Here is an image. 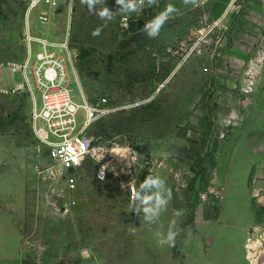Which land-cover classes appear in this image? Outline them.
I'll list each match as a JSON object with an SVG mask.
<instances>
[{
	"label": "rangeland",
	"instance_id": "1",
	"mask_svg": "<svg viewBox=\"0 0 264 264\" xmlns=\"http://www.w3.org/2000/svg\"><path fill=\"white\" fill-rule=\"evenodd\" d=\"M169 3L182 14L151 39L144 27L134 32L122 26L125 17L142 19L147 6L103 27L105 21L80 0L33 9L25 0H0V64L23 60L28 36L36 39L35 50L41 49L37 39L47 40L68 60L77 102L96 104L105 96L118 108L85 129L103 147V158L87 159L70 191L47 146L34 135V100L0 91V264H264V178L250 181L252 197L245 198L236 187L245 186L239 164L232 170L237 182L228 181L224 159L217 169L224 174L220 183L212 148L200 147L213 126V95L234 92L242 100L247 94V81L239 87L248 79L245 45L255 46L252 62L264 45V37L254 35L264 22V0H198L195 8L182 7V0H159L155 15ZM105 6L113 12L119 7L116 0H105ZM48 11L50 18L43 20ZM97 27L102 31L93 36ZM232 46L233 54L227 52ZM261 78L264 63L248 93ZM238 137L242 133L233 140ZM117 154L126 157L123 165L114 159ZM102 163L108 165L105 180L97 177ZM149 174L164 178L172 192L155 224L131 211L125 186L133 182L138 188ZM172 220L179 233L175 246L160 247L155 233L166 234Z\"/></svg>",
	"mask_w": 264,
	"mask_h": 264
},
{
	"label": "built area",
	"instance_id": "2",
	"mask_svg": "<svg viewBox=\"0 0 264 264\" xmlns=\"http://www.w3.org/2000/svg\"><path fill=\"white\" fill-rule=\"evenodd\" d=\"M25 1L33 9L40 5L54 8L60 0ZM49 12L51 11L42 15L43 20L50 18ZM130 22L131 18H123L122 26L125 30L130 29ZM26 41L28 51L23 60L0 64V91L26 94L34 100L35 108L32 113L34 135L47 146L50 160L56 168L62 171L68 189L74 191L77 187L76 174L86 160L89 158L102 160L104 153L103 147L96 145L94 137L85 129L98 119L115 112L118 108L112 106L105 96H101L96 104L77 102L70 87L68 60L52 50L56 45L47 40L37 39L41 49L35 50L33 41L36 39L28 36ZM68 59L71 61L69 53ZM263 63L264 45L256 50V56L252 62L249 59L243 64L249 83L243 88L244 93H248L252 89L253 76ZM17 74L20 76L18 79L15 77ZM36 94L39 95L40 104L37 102ZM82 112L84 118L80 121L79 117ZM114 159L118 164L123 165L126 157L117 154ZM107 170L108 165L102 163L97 171V177L100 180H105ZM125 186L130 194L131 189L136 187L133 182H127ZM200 199L205 203L208 194H201ZM25 264L36 263L27 262Z\"/></svg>",
	"mask_w": 264,
	"mask_h": 264
},
{
	"label": "crops",
	"instance_id": "3",
	"mask_svg": "<svg viewBox=\"0 0 264 264\" xmlns=\"http://www.w3.org/2000/svg\"><path fill=\"white\" fill-rule=\"evenodd\" d=\"M250 10L253 11L252 8ZM260 13H262V20H264V8H260ZM247 17L245 22L248 25H245V27L252 34L251 29L253 27L250 24L252 23V19L251 17ZM254 35L256 37H264V22ZM245 46L246 48L248 47V50L244 62L249 60L253 52H255V46L252 47V44ZM232 49L233 46L231 49H227V52L233 54ZM246 81L243 79L242 82H239V87L242 88V85H245ZM261 85L264 86V78H261L256 91L245 94L242 100H239L234 92H219L214 94L211 99L216 103V109L212 118L213 126L211 129H207L208 132L205 135L201 136V138H204V142L200 147L207 150L210 147L212 148L210 158L215 166V177H217L218 182L220 181L221 183L224 176L223 174L221 177V174L217 172L218 166L223 163L224 159L225 165H229V170L226 174L228 181L232 179V181L237 182L238 180V176L233 175L232 171L235 169V164H239L237 170L244 171L245 186H235L243 194L246 193L245 198L252 197V190L249 188L250 181L253 179V181L257 182L259 178H264V91L263 89H261V92L258 91ZM238 133H242L243 137L233 140V136ZM210 136L212 141H209ZM206 156L207 153L203 154V158L208 159L209 156ZM222 212L223 209L219 215V221L222 217ZM252 213L253 211L251 215Z\"/></svg>",
	"mask_w": 264,
	"mask_h": 264
},
{
	"label": "clouds",
	"instance_id": "4",
	"mask_svg": "<svg viewBox=\"0 0 264 264\" xmlns=\"http://www.w3.org/2000/svg\"><path fill=\"white\" fill-rule=\"evenodd\" d=\"M82 5H86L90 13H95L101 20L105 21L103 27H107V22L113 20L117 15H125L132 12H140L145 6L153 7L159 5V0H116L119 6L117 11L113 12L105 6V0H80ZM191 5L193 8L198 6V0H182V7L187 8ZM97 6H100L97 9ZM182 14L181 7L169 3L165 6L164 11L156 14L152 19L146 21L142 31L151 39L156 38L165 23L175 15ZM102 27L94 29L92 35L99 36ZM172 200V192L167 182L160 176L152 174L146 175L140 182L139 187L131 189V211L141 214L143 220L147 224H155L161 214L167 211ZM179 217L182 212L177 210L174 213ZM176 220H172L169 224L167 233L162 230L155 233L156 243L160 247H174L176 238L179 235L175 231ZM162 227V226H161Z\"/></svg>",
	"mask_w": 264,
	"mask_h": 264
},
{
	"label": "trees",
	"instance_id": "5",
	"mask_svg": "<svg viewBox=\"0 0 264 264\" xmlns=\"http://www.w3.org/2000/svg\"><path fill=\"white\" fill-rule=\"evenodd\" d=\"M155 15V9L152 8V7H149L145 10V14L143 16L142 19L140 20H136V21H133L131 20L130 22V30L134 31V32H137L139 31L141 28L144 27V20L147 19V18H153ZM146 175L143 176V179Z\"/></svg>",
	"mask_w": 264,
	"mask_h": 264
},
{
	"label": "water",
	"instance_id": "6",
	"mask_svg": "<svg viewBox=\"0 0 264 264\" xmlns=\"http://www.w3.org/2000/svg\"><path fill=\"white\" fill-rule=\"evenodd\" d=\"M203 208V206H200V210Z\"/></svg>",
	"mask_w": 264,
	"mask_h": 264
}]
</instances>
